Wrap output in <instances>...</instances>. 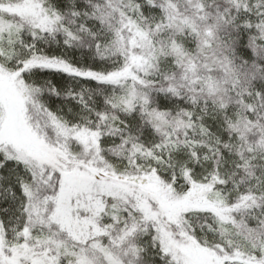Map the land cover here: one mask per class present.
Segmentation results:
<instances>
[{"label":"snow or ice","instance_id":"6c2138e0","mask_svg":"<svg viewBox=\"0 0 264 264\" xmlns=\"http://www.w3.org/2000/svg\"><path fill=\"white\" fill-rule=\"evenodd\" d=\"M0 264H264V0H0Z\"/></svg>","mask_w":264,"mask_h":264}]
</instances>
